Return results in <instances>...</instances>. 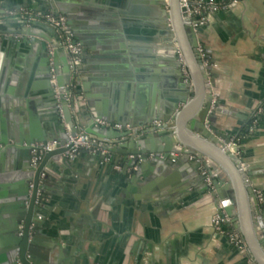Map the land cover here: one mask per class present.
<instances>
[{
	"label": "crops",
	"instance_id": "0c3cea01",
	"mask_svg": "<svg viewBox=\"0 0 264 264\" xmlns=\"http://www.w3.org/2000/svg\"><path fill=\"white\" fill-rule=\"evenodd\" d=\"M228 1L217 0L220 5ZM31 8H37L31 0H0V15ZM89 8L74 15L78 23H90L89 30L97 33L122 31L117 20L113 25L112 20L95 22L100 12ZM6 20V25H0L2 31L10 29ZM185 34L190 44V35ZM3 37L12 43L0 46V109H12L9 118L17 128L28 127L25 108L32 101L40 125L48 130L54 119L48 115L50 107H44L49 99L44 98L46 92L40 85L49 44L45 51L42 39L36 38L39 42L17 47L15 43L22 44L25 36L0 34V42ZM196 38L203 55L197 48L201 68L209 67L206 82L216 103L214 109L220 110L212 129L229 140L242 138L239 160L247 167L250 187L261 198L264 217V0H246L216 12L208 25L196 31ZM118 39H95L101 48H121L110 55L115 61H103L113 62L118 69L107 66L101 70L97 65L96 71H83L77 93L81 114L89 115L92 107L109 123L137 128L140 122L142 128L157 122L150 120V112H162L178 96L171 68L166 60L157 59L171 58L177 45L172 38L167 51L162 42L149 51L141 42ZM187 79L191 89L190 75ZM118 116L127 123L113 118ZM171 124L174 127L175 123ZM185 129L189 132V121ZM88 156L90 159L78 157L69 167L54 164L49 172L40 231L52 245L42 252L54 264H247V259L257 264L249 255L236 206L229 218L213 195L210 178L208 184L202 174V166L193 168L189 161H179L174 155L169 158L172 165L147 158L133 166L131 157L116 153L99 156V160ZM213 165L224 182L232 184L222 169ZM234 170L249 211L246 181ZM219 209L229 223L217 231L211 220ZM233 232L243 240L246 254L229 241Z\"/></svg>",
	"mask_w": 264,
	"mask_h": 264
},
{
	"label": "water",
	"instance_id": "95a60500",
	"mask_svg": "<svg viewBox=\"0 0 264 264\" xmlns=\"http://www.w3.org/2000/svg\"><path fill=\"white\" fill-rule=\"evenodd\" d=\"M31 2L37 5V8H31L35 11L65 17L74 42L82 48V59L85 64L83 71L86 74L96 71V68L99 69L97 65L102 66L101 70H105L104 68L107 66L110 67V70L118 69L117 66L111 65L113 62L103 61L112 60L111 56L120 52L121 48H101L99 42L95 41L97 37L103 41L106 36H111V39L120 38L131 42H141L146 46L145 50L149 51L154 50L151 46L158 42H162L163 50L167 51L172 44L171 39L174 38L177 47L171 52V58L166 59L162 56L157 59L166 60V64L171 68L178 96L169 106L163 108L162 112L156 114L150 112L149 114L150 120H157L165 124L162 131L147 133L136 139L128 140V133H119L96 126L95 119L105 121L106 118L91 109L92 107H90L89 115L81 114L82 108L77 96L81 79L75 89L71 91L68 87L71 75L67 55L63 49L57 47L58 38L54 30L41 22H32L26 25L23 21L7 19L10 29L0 30V34L25 36L22 44L15 43L17 47L39 42L36 38H40L42 39V49L46 51V44L55 48L53 54H47L42 61L45 69L44 81L40 85L41 89L46 92L44 98L49 99L44 107H50L51 111L48 112V115L54 121L48 130L43 128L34 111L33 102L28 101L27 108H25L28 115V127L17 128L16 122L9 118L12 109H0V264H54L48 254L42 252L46 247L52 245L47 243L44 234L38 231L42 228V219H37V217L41 216L40 211L45 207V204L36 206L35 202L38 191H44L45 187L49 185V172L54 164L69 167L76 162L78 157L89 158L88 154L84 152L75 155L72 159L64 155L67 151L65 145L69 137H74L79 130L100 138H125V143L111 148L109 151L131 157L130 165L132 166L138 161H146L147 158L162 159L172 165L169 159L171 155L179 157V161H189L193 168L202 166L211 180L214 189L213 195H216L221 202V206L229 218H232L233 205L236 206L249 255L255 263L264 264L262 205L254 192L255 189L250 187L247 181L249 176L247 167L245 166V169L242 170L240 167L242 161L224 151L229 139L212 129L215 114L220 110L214 109L216 103L212 101L210 85L206 82L209 67L201 68L202 62L198 57L196 31L198 32L200 29L194 30L191 26V19L186 10L180 7L179 0H31ZM86 6L100 12L94 20L95 22L101 23L104 20L107 23L112 20L111 25H113L114 20H117L122 31L97 33L89 30L90 23L82 24V26L74 15L78 11H83ZM0 25L4 26L6 22L0 21ZM186 31L190 35V44L186 38ZM27 37L30 39H26ZM9 42L12 43V39L3 37L0 46ZM88 50L89 52H87ZM63 58L64 60H62ZM50 59L52 63H50ZM184 72L187 77L183 75ZM189 75L192 79L191 89L187 79ZM53 77L55 84L51 82ZM71 92L76 94V99L68 101L67 98ZM87 99L91 106L89 98ZM181 104L183 107L179 110ZM74 108L76 116L72 113ZM177 110L179 111L175 113ZM113 118L120 124L127 123L126 120L121 119V116ZM188 121L189 132L185 129ZM169 122L175 123L172 129H168L167 123ZM142 125L143 123H137L136 129H140L139 127ZM191 132H194L197 137ZM52 142L57 143V147L53 151L43 154L39 162L33 166L31 162L33 145H45ZM190 156L195 159L191 160ZM99 158L102 159V157L96 156L95 160H99ZM213 164L222 169L232 184L224 182V179L217 174ZM234 168L246 181L249 211L244 197L239 193L241 185ZM42 175H44L43 178ZM231 187L234 192L231 191ZM233 193H235V200ZM232 223L237 229V223L235 221ZM33 224L34 226L31 228ZM30 230H33L31 238ZM35 231L36 233H34Z\"/></svg>",
	"mask_w": 264,
	"mask_h": 264
},
{
	"label": "built area",
	"instance_id": "2783aa9c",
	"mask_svg": "<svg viewBox=\"0 0 264 264\" xmlns=\"http://www.w3.org/2000/svg\"><path fill=\"white\" fill-rule=\"evenodd\" d=\"M246 0H229L227 3L218 4L217 0H179V5L181 8L186 10V13L191 19V26L194 30L201 29L208 25L211 17L218 11L228 10L232 7H236L239 4L244 3ZM1 17H5L10 20H19L23 21L26 25L32 22H41L45 25L51 27L57 35L58 44L57 47L63 49L66 52L68 65L71 75V81L69 84V88L73 91L81 79L83 74V59H82V48L78 43L74 42V39L70 33V30L67 26L66 19L63 16H53L48 13H41L39 11H35L33 9H21L18 11L9 10L4 11ZM54 47H48V55H52L54 51ZM198 51L201 55V49L198 48ZM203 56V55H201ZM52 60L50 59V63ZM204 65L207 64L204 62ZM187 77L186 72L183 74ZM55 84V79L53 77L52 81ZM68 101H73L76 99V94L71 92ZM60 113V110H59ZM73 115L76 116V110L74 108ZM95 125L99 127H104L107 130L119 132V133H128L127 136L129 139H136L147 133L162 131L165 125L163 122L157 121L152 122L149 125L142 127L140 129L131 128V127H122L119 124L109 123L107 121H103L100 119H95ZM171 122L167 123L168 129H172ZM125 138L122 139H106L100 138L96 136H92L86 134L83 130H79L78 133L74 137H69L68 142L65 145L67 151L65 152V156L69 159H72L75 155H78L82 152L88 155L94 156H108L110 154L109 149L116 147L118 144L122 142H126ZM57 147V143H47L45 145L35 144L33 145L32 151V165L35 166L40 157L50 151H53ZM225 152H229L231 155L236 156L239 159L240 151L237 144V141L234 139L229 140V143L226 144ZM190 159H195L193 156H190ZM241 169H245V165L241 164ZM203 168V167H202ZM202 174L206 176V180L208 184L210 183L209 177L205 169H202ZM258 199L261 200L259 195H257ZM229 218L222 213V211L216 212L211 220V225L217 231L220 230L223 224H228ZM229 241L240 251L242 254H246V248L241 237L233 232L229 234ZM247 264H254L251 259H247Z\"/></svg>",
	"mask_w": 264,
	"mask_h": 264
},
{
	"label": "flooded vegetation",
	"instance_id": "af4514ba",
	"mask_svg": "<svg viewBox=\"0 0 264 264\" xmlns=\"http://www.w3.org/2000/svg\"><path fill=\"white\" fill-rule=\"evenodd\" d=\"M4 18V19H3ZM6 18L5 17H1L0 18V21L2 20H5ZM44 175H42V178H43ZM46 193L45 191H38V194H37V200L35 202V205L36 206H40L42 203H44L46 201ZM37 219H41V217H37ZM38 224V223H37ZM34 226V224L31 226V228ZM38 231H40V229H38ZM31 233L33 234V230H30V238H31ZM36 233V231L34 232Z\"/></svg>",
	"mask_w": 264,
	"mask_h": 264
},
{
	"label": "trees",
	"instance_id": "16d2710c",
	"mask_svg": "<svg viewBox=\"0 0 264 264\" xmlns=\"http://www.w3.org/2000/svg\"><path fill=\"white\" fill-rule=\"evenodd\" d=\"M235 141H237V144L238 145H240L241 144V140H242V138H240L239 136L238 137H236L235 139H234Z\"/></svg>",
	"mask_w": 264,
	"mask_h": 264
},
{
	"label": "bare ground",
	"instance_id": "6f19581e",
	"mask_svg": "<svg viewBox=\"0 0 264 264\" xmlns=\"http://www.w3.org/2000/svg\"><path fill=\"white\" fill-rule=\"evenodd\" d=\"M176 50V49H175Z\"/></svg>",
	"mask_w": 264,
	"mask_h": 264
}]
</instances>
